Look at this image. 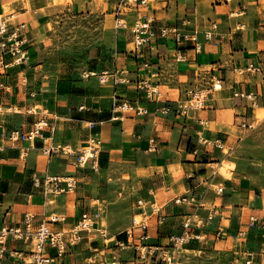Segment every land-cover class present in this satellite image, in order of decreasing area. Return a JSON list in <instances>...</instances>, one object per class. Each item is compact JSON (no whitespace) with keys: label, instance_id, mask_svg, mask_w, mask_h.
Returning <instances> with one entry per match:
<instances>
[{"label":"crops","instance_id":"0c3cea01","mask_svg":"<svg viewBox=\"0 0 264 264\" xmlns=\"http://www.w3.org/2000/svg\"><path fill=\"white\" fill-rule=\"evenodd\" d=\"M120 1L0 0V15H9L11 29L17 28L21 41L17 54L0 50V83L4 86L0 89V125L7 131L27 132L44 118L55 126L53 134L45 130V137L53 136L55 142L74 150L92 138L99 140L101 164L134 169L138 174L131 184L137 199L150 208L146 230L150 245H167V237L181 233L182 223L192 219V232L202 240L182 248L189 257L186 264H228L238 255L242 262L245 249L256 254L252 264H264L260 231L249 227L250 215L264 213V194H250L255 185L250 161L235 157L250 123L263 113L256 107L264 108L263 98L252 106L251 101L235 95L261 93L264 88V1L149 0L146 7L124 8L118 13ZM5 6L10 9L7 14ZM98 18L111 25L108 41L104 35L81 52H68L60 45V26L68 20ZM138 19L152 20L156 38L136 57L130 46ZM117 20L126 27L116 29ZM173 27L197 33L200 49H194L192 42L177 46L172 35H160L161 29ZM209 30L213 35L207 40ZM177 55L182 59L176 60ZM251 62L262 72L240 75L235 71ZM214 81L219 89L212 87ZM192 89L203 90L205 100L201 109L185 115L179 105ZM124 101L133 109H117ZM136 106L147 113L137 114ZM89 122L94 126L89 127ZM5 145L0 152V228L4 223L17 225L31 213L37 223L46 220L56 230H70L93 199L91 180L86 181L90 169H76L73 157H42L38 149L21 159L18 148ZM226 148L228 153H224ZM224 161L234 164L229 178L218 171ZM32 173L77 176L79 186L74 197L68 193L45 200L32 188ZM218 187L223 188L220 196ZM190 198L194 199L190 204L175 203ZM55 216L64 221L51 222ZM196 216L204 221L203 227L195 225ZM133 229L134 234L141 233L140 228L138 232L136 226ZM94 230L80 234L61 264H87L94 248L105 253L97 264H105L102 260L112 261L116 243L127 241V233L108 226L105 247V240ZM7 246L26 248L22 243ZM223 251L230 254L221 260ZM118 252L120 264H140L131 246ZM0 264L17 262L6 258Z\"/></svg>","mask_w":264,"mask_h":264},{"label":"built area","instance_id":"2783aa9c","mask_svg":"<svg viewBox=\"0 0 264 264\" xmlns=\"http://www.w3.org/2000/svg\"><path fill=\"white\" fill-rule=\"evenodd\" d=\"M149 0H121L117 8L118 13H122L124 8L138 9L140 7L148 6ZM9 15H0V50L2 54L7 52L17 54L19 53L18 47L20 46V40L17 35V28L11 29L9 23ZM152 20L138 19L135 21L132 27V33L134 34V40L132 42L131 52L139 57L143 55V47L149 45L152 40L156 38L155 32L152 29ZM126 26L122 20H117L115 25L116 29H124ZM215 26L213 27V29ZM213 31L209 30L205 32L207 40L211 39ZM160 35L169 37L172 35L173 41L177 46L182 45L185 42L194 43V49L199 50L200 44L197 42V33H184L178 27L163 28L160 31ZM150 49V48H149ZM176 60H181L182 56L177 55ZM3 65V64H2ZM4 66V65H3ZM240 75L242 74H256L262 72L260 66L253 62L248 63L245 67L236 68L235 70ZM102 79V76H101ZM142 85L145 82L142 81ZM3 84L0 83V89L3 88ZM146 87V86H145ZM213 88L216 85L213 84ZM236 96L245 98L252 102V106H256L260 98L264 99V88L261 93L259 92H236ZM185 102L180 103L179 109L183 114H188L190 111L198 110L203 107L205 100V93L201 89H192L187 94ZM186 102L188 103L186 105ZM115 108V107H114ZM117 109L131 110L133 106L127 102H121ZM115 109V110H117ZM136 113L139 115H145L147 110L136 106ZM94 122H89V127H93ZM46 129H50L53 134L55 126H51L49 122L42 118L35 122L32 128L23 132L19 129L7 131L0 125V152L4 151L7 147L5 143H9L10 146L18 148L20 150L19 157L25 158L32 150L38 149L39 154L45 158H51L53 155H65L73 157V165L76 169H86L97 171L99 167L100 154L102 152V144L97 139H90L87 144L79 148L78 150L72 149L69 145L55 142L53 136L45 137L44 132ZM38 141L41 145L38 146ZM219 149H223L222 144H217ZM89 166V167H87ZM32 188L34 191L39 192L42 197L47 200L56 198L60 195H65L75 191L78 187V177L57 176L46 173L44 175H38L37 173L31 174ZM219 193H223V188L218 189ZM194 199H182L175 200L176 204L188 203ZM52 203V201H50ZM139 206L142 201H138ZM144 214V212L142 213ZM148 217V216H147ZM141 221L139 226L141 233L139 234L138 243L133 240L134 233L132 230H127V241L117 242L115 247L117 251H112L113 259L110 262L102 260L105 264H120V251L121 248L131 246L135 257L138 258L140 264H177L179 261L180 250L192 243L193 241H201L200 234L192 232V219L188 217L182 223V232L179 234H170L167 245H150L147 244L148 234L146 232L148 228L147 220ZM51 222L64 221V218L51 217ZM160 222L164 221V217L159 218ZM36 216L27 213L23 216L22 221L17 225L4 223L0 228V262L6 258H11L17 264H61V262L69 255V250L76 245L80 240V234L82 232H89L94 230L95 234H98L105 240V247L109 242L106 238V231L102 228H95V222L93 216L89 212H85L81 215L80 219L70 230H56L51 227L46 220L37 223ZM134 226L137 223L134 219ZM196 226L200 225L196 223ZM249 227L257 228L260 231L262 241L264 243V213L261 216L250 215ZM239 234L245 236V232L240 231ZM244 239V238H243ZM14 244L22 243L26 248H14L9 249L8 243ZM105 256V253H100L96 248L92 249L89 257L86 259L87 264H97L98 260ZM243 261L239 258V255L234 257L228 264H252L256 254L250 250L245 249L243 251Z\"/></svg>","mask_w":264,"mask_h":264},{"label":"rangeland","instance_id":"374dc122","mask_svg":"<svg viewBox=\"0 0 264 264\" xmlns=\"http://www.w3.org/2000/svg\"><path fill=\"white\" fill-rule=\"evenodd\" d=\"M65 2L68 3L70 0H62V3ZM6 8L7 9L4 8L5 14L10 12L9 7L6 6ZM110 27L111 25L109 22L104 25L99 18L94 21L84 20L79 22L68 20L64 25L60 26V45L63 47L65 46V49L68 50V52L73 49L81 52L86 48L99 43V38L104 35L108 41L110 37H112ZM130 48H132V46H130ZM213 83L216 84L217 82L214 81ZM185 101L186 99L184 102ZM187 104L188 103L186 102V105ZM261 110L263 113L260 114L258 119H255L254 122L250 123V130L247 131L245 135L246 140L242 146L238 148V152L235 154V157L241 159L243 162L250 161V178L251 181L254 182L253 184L257 185L252 186L250 194L253 196H259L262 193L264 194V108L260 109V111ZM228 152L229 149L226 148L224 153ZM105 166L106 165L101 164L99 160L98 170L94 171L90 169L86 181H89V179L91 180L89 182L90 185H92L94 195L89 204L90 206L86 207L85 211L90 212L91 216H93L96 221L95 228L97 227L96 224H102V229L107 230V227L111 226V229L115 232L124 231V233H127L126 231L131 229L132 233H134V219L137 223V231L138 228H140L138 227L140 222L145 221V218L150 213V208L144 201L140 204L141 206H139L138 201L140 199H137V190L135 186L131 184L138 179V174L134 169L129 171L125 167ZM219 188L220 187L216 190L218 193L217 195L220 196L221 193L218 192ZM75 191L70 193L72 197L75 196ZM237 195L242 199L245 197L244 194ZM251 199H253V197ZM154 208L156 209L157 206H154ZM143 212L144 214H142ZM194 222L198 223L200 227L204 226V221L200 216H196ZM224 223L227 225L229 222L225 221ZM228 227H230V225H228L227 228ZM233 234L234 232L232 235ZM107 238H109V236H107ZM133 240L134 244L139 240L138 233L134 234ZM148 241L149 240L146 241L147 244H149ZM233 243H235L234 240ZM184 253L186 254L187 252L182 251L181 249L178 261L179 264H186V262H188L186 259L189 257L185 256ZM221 253V260H224V258L230 254L229 252L224 253V251Z\"/></svg>","mask_w":264,"mask_h":264},{"label":"bare ground","instance_id":"6f19581e","mask_svg":"<svg viewBox=\"0 0 264 264\" xmlns=\"http://www.w3.org/2000/svg\"><path fill=\"white\" fill-rule=\"evenodd\" d=\"M62 0H53V3L54 4H58V3H61ZM5 9L6 6L4 7ZM96 73L95 72H91L90 75H95ZM216 88H220V84L219 83H216ZM257 109H262V108H259L257 107ZM234 168V164L231 163V162H227V161H224L219 167H218V171L224 175L226 178H229L230 177V171Z\"/></svg>","mask_w":264,"mask_h":264}]
</instances>
